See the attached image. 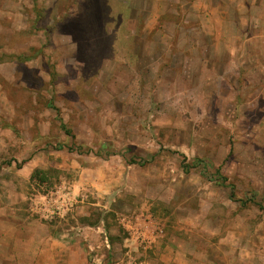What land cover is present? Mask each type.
<instances>
[{
    "label": "rangeland",
    "instance_id": "rangeland-1",
    "mask_svg": "<svg viewBox=\"0 0 264 264\" xmlns=\"http://www.w3.org/2000/svg\"><path fill=\"white\" fill-rule=\"evenodd\" d=\"M18 226L61 244L25 264H264V0H0V252L29 259Z\"/></svg>",
    "mask_w": 264,
    "mask_h": 264
},
{
    "label": "crops",
    "instance_id": "crops-1",
    "mask_svg": "<svg viewBox=\"0 0 264 264\" xmlns=\"http://www.w3.org/2000/svg\"><path fill=\"white\" fill-rule=\"evenodd\" d=\"M15 235L14 237L11 236L12 238H16L17 240H19L20 242H23V245L28 248V252L32 251L31 256H29V259L26 255L23 254L22 252V248L20 246H13V248H10L9 245H6V249L0 252V264H5L8 261H10V263L12 264H25V262H36V263H40L42 262L41 257H44V255H38V251L36 250V248H39L41 246H44L47 241V245L49 248V255L47 256L49 258V256L51 257L53 262H58L60 259V255H61V244L57 239H54L52 237H48L45 238L47 240L41 239V241H38L37 239H35L34 241L31 242V244L26 243V240L24 239V236L26 235V232H28L26 227L23 226H18V228L16 229ZM7 238V236H6ZM36 241V242H35ZM33 242H35L33 244ZM10 249H12V251H10ZM48 260V259H47Z\"/></svg>",
    "mask_w": 264,
    "mask_h": 264
},
{
    "label": "trees",
    "instance_id": "trees-1",
    "mask_svg": "<svg viewBox=\"0 0 264 264\" xmlns=\"http://www.w3.org/2000/svg\"><path fill=\"white\" fill-rule=\"evenodd\" d=\"M67 131V133H70L68 130H66ZM60 147H62V146H59V148ZM185 160V159H184ZM193 166V164H187V167H192ZM45 175V172H43V171H41V170H36L35 172H34V174H33V176L32 177H39L40 179H42V180H45V178H43V176Z\"/></svg>",
    "mask_w": 264,
    "mask_h": 264
}]
</instances>
